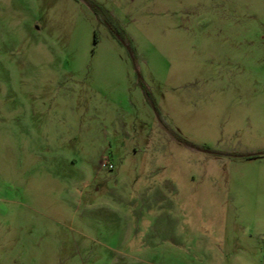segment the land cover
<instances>
[{"label": "rangeland", "instance_id": "1", "mask_svg": "<svg viewBox=\"0 0 264 264\" xmlns=\"http://www.w3.org/2000/svg\"><path fill=\"white\" fill-rule=\"evenodd\" d=\"M0 264H264V0H0Z\"/></svg>", "mask_w": 264, "mask_h": 264}, {"label": "trees", "instance_id": "2", "mask_svg": "<svg viewBox=\"0 0 264 264\" xmlns=\"http://www.w3.org/2000/svg\"><path fill=\"white\" fill-rule=\"evenodd\" d=\"M255 158H259V157L258 156L249 157V159H255Z\"/></svg>", "mask_w": 264, "mask_h": 264}]
</instances>
